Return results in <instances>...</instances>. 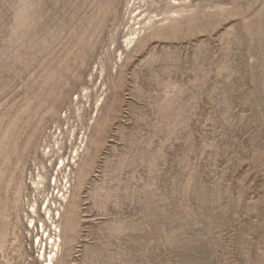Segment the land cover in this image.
<instances>
[{
  "label": "rangeland",
  "instance_id": "374dc122",
  "mask_svg": "<svg viewBox=\"0 0 264 264\" xmlns=\"http://www.w3.org/2000/svg\"><path fill=\"white\" fill-rule=\"evenodd\" d=\"M50 256L264 264V0H0V264Z\"/></svg>",
  "mask_w": 264,
  "mask_h": 264
},
{
  "label": "bare ground",
  "instance_id": "6f19581e",
  "mask_svg": "<svg viewBox=\"0 0 264 264\" xmlns=\"http://www.w3.org/2000/svg\"><path fill=\"white\" fill-rule=\"evenodd\" d=\"M49 148L51 149V147L49 146ZM47 149V148H46ZM52 152V150H50V153ZM54 152V151H53ZM58 154V153H57ZM60 159H62L61 157H60ZM61 164H64V159H62V162H61ZM40 178L42 179L43 177H41L40 176ZM63 196V195H62ZM36 202V201H35ZM34 208H35V206L33 207V211H34ZM48 210V209H47ZM51 212V210H48V213H50ZM48 264H52V256H50V262L48 263Z\"/></svg>",
  "mask_w": 264,
  "mask_h": 264
}]
</instances>
